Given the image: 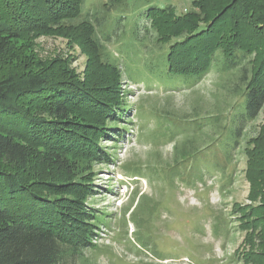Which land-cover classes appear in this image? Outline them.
I'll list each match as a JSON object with an SVG mask.
<instances>
[{
	"label": "trees",
	"instance_id": "16d2710c",
	"mask_svg": "<svg viewBox=\"0 0 264 264\" xmlns=\"http://www.w3.org/2000/svg\"><path fill=\"white\" fill-rule=\"evenodd\" d=\"M129 1L104 2L109 8L124 5L126 13L121 21L126 27ZM86 3L87 0H0V58L10 52V45L23 33L43 26L47 32L50 26H56V30L72 31L71 39L86 47L88 63L95 73L107 68L117 79L120 75L124 79L119 59L108 55L97 35L94 20L102 22L103 17L96 9H86ZM191 5L187 13H178L173 5L138 11L134 18L137 25L119 34L118 42L122 46V37L135 35L130 44L142 54L140 47L147 36L141 34L140 25L146 21V32L154 33L155 41L162 46L161 55L146 62L150 70L154 63L161 62L173 85L179 81L187 85L180 89H191L212 71L220 76L211 114L201 117V107H196L193 118L182 117L188 127L193 123L192 137H185L174 148V163L179 165L185 156H190L188 172L204 181L209 172L224 175L228 171L244 124L264 112V0H192ZM65 19L77 24L61 23ZM112 35L113 28L109 26L104 36L111 39ZM65 62L62 58L47 68L38 64L33 69L25 62L22 70L0 73V264H73L78 256L82 257L84 247L96 245L95 228L86 238L79 237L78 220L87 209L77 193L67 190L76 184L80 190L85 183L81 177L90 172V161L94 160L89 152L99 156L98 163L108 165L114 161L115 156L101 151L96 141L101 133H115L112 127L117 126L116 121L128 112V107L120 94L106 92L112 78L103 77L100 82L102 76L96 77L95 73L92 77L80 76ZM167 127L171 138L188 133ZM208 127L211 133L205 134ZM261 132L247 139L244 148L249 161L247 176L255 185L264 181V169L255 167L264 153V131ZM196 143H208L213 149L205 154V148H198ZM36 162L47 172L55 169L63 178L48 182L32 178L27 171ZM194 162L200 165L196 167ZM175 166L168 169L178 170ZM77 172L79 176L74 177L78 179L70 180ZM182 172L174 176L184 175ZM239 210L244 219L240 227H251L259 233L255 244L259 248L254 251L257 255L252 256L255 264H264V216L248 205H240ZM98 217L88 212L83 219L96 226L93 219Z\"/></svg>",
	"mask_w": 264,
	"mask_h": 264
},
{
	"label": "rangeland",
	"instance_id": "374dc122",
	"mask_svg": "<svg viewBox=\"0 0 264 264\" xmlns=\"http://www.w3.org/2000/svg\"><path fill=\"white\" fill-rule=\"evenodd\" d=\"M106 1L87 0L85 8L100 11L102 22L94 18L97 35L108 55L119 59L124 79L121 75L117 79L107 68L95 73L88 63L90 58L86 47L71 39L72 31L56 30V26H50L47 32L43 26L35 27L32 33H23L22 38L10 45V52L0 58V73L22 70L25 62L29 69L38 67V64L47 68L50 63H58L64 58L65 66L80 76L92 77L95 73L96 77L102 76L100 82L103 77L112 78L106 92L125 98L128 112L116 121L117 126L112 127L115 133L112 136H101V133L96 141L101 151L115 156L114 161L108 165L98 163L99 156L89 152L88 156L94 160L90 161V172L81 177L85 183L80 190L76 188L77 184L68 186L67 193H77L87 213L99 215V220L93 219L98 223L96 226L84 222L85 211L79 216L76 223L79 237L86 238L95 228L93 242L96 245L84 247L82 257L78 256L73 264H245L246 259H250L248 264H255L257 254L254 251L259 248L255 245L259 233L251 227H240L244 219L239 207L252 206L264 216V181L255 185L249 179L248 155L244 151L247 139L264 131V112L256 120L244 124L232 164L224 175L209 172L204 181L195 179L192 172H188L190 156H185L186 160L177 165L173 161L174 148L185 137H192L193 123L190 122L188 127L182 117L193 118L196 107H201V117L211 114L212 101L219 93L220 76L212 71L191 89H180L187 88V85L181 81L173 85V80L163 72L161 62L154 63L150 70L146 62L159 57L162 46L155 41L154 33L146 32L145 20V23L142 21L145 25H140L141 34L147 36L145 44L140 47L142 54L130 44L135 35L129 33L122 37V46L118 42L119 34L137 25L134 18L138 11H145L149 6L173 5L178 13H187L192 0H130L127 27L121 21L126 13L124 5L118 9L109 8L104 4ZM61 23L77 24L70 19ZM109 26L113 28L111 39L104 36ZM170 86L177 90L170 89ZM167 126L176 129L175 132L184 129L188 133L171 138ZM204 130L205 134L211 133L209 127ZM196 144L198 148H205V154L209 153L208 143ZM261 146L264 149V142ZM263 159L264 153L255 166L257 170L264 169ZM172 165L179 169H168ZM194 165L198 167L200 163L194 162ZM34 168L29 167L27 171L34 179L48 182L52 178H63L55 173V169L47 172L39 162ZM180 171L184 175L174 176ZM76 175L79 176L78 172L69 179H76Z\"/></svg>",
	"mask_w": 264,
	"mask_h": 264
}]
</instances>
